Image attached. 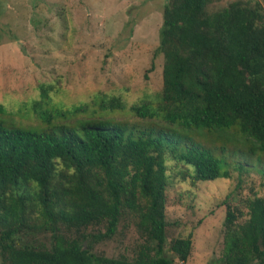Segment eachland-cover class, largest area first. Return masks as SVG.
<instances>
[{
	"label": "trees",
	"instance_id": "1",
	"mask_svg": "<svg viewBox=\"0 0 264 264\" xmlns=\"http://www.w3.org/2000/svg\"><path fill=\"white\" fill-rule=\"evenodd\" d=\"M169 0L159 46L163 88L130 107L118 96L59 108L42 89L39 125L0 103V264H175L166 253L169 162L193 185L251 171L264 179V6ZM151 70H154L152 65ZM127 112L145 123L118 118ZM225 200L223 264H264V194ZM244 209L246 211H244ZM130 257L96 251L120 227ZM193 233L170 249L182 263Z\"/></svg>",
	"mask_w": 264,
	"mask_h": 264
},
{
	"label": "rangeland",
	"instance_id": "2",
	"mask_svg": "<svg viewBox=\"0 0 264 264\" xmlns=\"http://www.w3.org/2000/svg\"><path fill=\"white\" fill-rule=\"evenodd\" d=\"M235 0H214L217 11ZM259 1L264 6V0ZM169 0H0V103L7 121L25 127L40 121L31 104L42 89L59 108L93 105L102 96L121 97L128 107L155 101L163 88L160 43L163 13ZM154 65V70H151ZM145 123L127 112L117 115ZM174 183L168 189L166 253L175 264H223L225 200L264 194V179L251 171L233 172L231 179L183 181L169 162ZM244 211H246L244 209ZM112 239L97 246L106 256H134L144 241L135 226L120 227ZM193 233L191 256L182 263L171 242Z\"/></svg>",
	"mask_w": 264,
	"mask_h": 264
}]
</instances>
